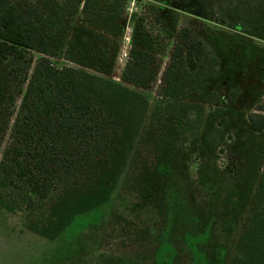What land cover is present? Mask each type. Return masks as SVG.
<instances>
[{"label": "rangeland", "instance_id": "374dc122", "mask_svg": "<svg viewBox=\"0 0 264 264\" xmlns=\"http://www.w3.org/2000/svg\"><path fill=\"white\" fill-rule=\"evenodd\" d=\"M12 1L32 6L42 29L56 37L50 61L135 90L148 107L139 113L146 119L108 200L73 216L53 240L32 233L27 217L0 208V264H229L251 196H235L248 188L202 166L220 171L226 152H237L247 173L257 175L260 165L250 153L258 138L246 118L264 95V0L256 7L254 0H93L88 14L74 0ZM143 28L158 37L162 69L180 29L201 41L205 92L168 106L158 95L160 76L150 89L121 80Z\"/></svg>", "mask_w": 264, "mask_h": 264}, {"label": "trees", "instance_id": "16d2710c", "mask_svg": "<svg viewBox=\"0 0 264 264\" xmlns=\"http://www.w3.org/2000/svg\"><path fill=\"white\" fill-rule=\"evenodd\" d=\"M74 1L84 14L94 5L93 0ZM33 9L0 0V147L5 144L0 208L27 217L34 223L32 233L53 240L73 216L108 200L136 147L146 119L139 113L148 100L128 87L50 61L57 55V40L42 29ZM158 45V37L144 28L134 35L121 80L135 89H150L160 76L158 95L168 106L192 92H205L201 41L189 29H180L164 69L157 59ZM100 58L105 60L107 51ZM246 120L258 138L250 153V160L260 165L256 177L247 173L237 152H226L220 171L207 164L202 168L238 189L248 188L235 196H251L229 264H264V95ZM197 140L195 134L194 144Z\"/></svg>", "mask_w": 264, "mask_h": 264}]
</instances>
